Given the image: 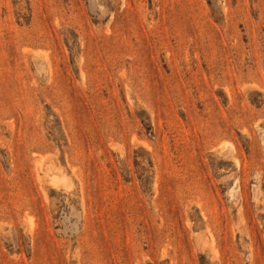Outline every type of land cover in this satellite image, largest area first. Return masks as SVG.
Returning <instances> with one entry per match:
<instances>
[{"label": "rangeland", "instance_id": "1", "mask_svg": "<svg viewBox=\"0 0 264 264\" xmlns=\"http://www.w3.org/2000/svg\"><path fill=\"white\" fill-rule=\"evenodd\" d=\"M0 264H264V0H0Z\"/></svg>", "mask_w": 264, "mask_h": 264}]
</instances>
